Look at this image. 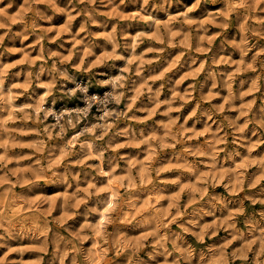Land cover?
Segmentation results:
<instances>
[{
	"label": "rangeland",
	"instance_id": "374dc122",
	"mask_svg": "<svg viewBox=\"0 0 264 264\" xmlns=\"http://www.w3.org/2000/svg\"><path fill=\"white\" fill-rule=\"evenodd\" d=\"M0 85V264H264V0H0Z\"/></svg>",
	"mask_w": 264,
	"mask_h": 264
},
{
	"label": "bare ground",
	"instance_id": "6f19581e",
	"mask_svg": "<svg viewBox=\"0 0 264 264\" xmlns=\"http://www.w3.org/2000/svg\"><path fill=\"white\" fill-rule=\"evenodd\" d=\"M153 14V13H152ZM169 15V14H168ZM159 16V15H158ZM166 16H167V14H166ZM148 17H149V15H148ZM169 18V17H168ZM153 20H155V18L153 19ZM157 21V20H156ZM158 21H159V18H158ZM150 24V23H149ZM154 24V23H153ZM156 24V23H155ZM118 76V75H117ZM110 77V76H109ZM102 79V78H101ZM117 80H118V78H117ZM121 81V80H120ZM76 82V81H75ZM112 82H113V80H112ZM2 83V82H1ZM110 84V83H109ZM77 85V84H76ZM88 85V84H87ZM114 85V84H113ZM0 86H2V85H0ZM86 86V85H85ZM117 86V85H116ZM72 87V86H71ZM78 87V86H77ZM110 87H111V85H110ZM2 88V87H1ZM0 88V89H1ZM80 88V87H79ZM7 89H8V87H7ZM72 89V88H71ZM82 89V88H81ZM109 89V88H108ZM115 89V88H114ZM11 90V89H10ZM44 90V89H43ZM12 91V90H11ZM42 91V90H41ZM83 91V90H82ZM106 91V90H105ZM113 91V90H112ZM43 92V91H42ZM45 92V91H44ZM44 93H42V95H43ZM9 95V94H8ZM117 95V94H116ZM12 97L10 96L9 98H8V102H7V106L10 108V112H12L13 110H12V108H13V106H14V102L12 103V99H11ZM14 98V97H13ZM36 98V97H35ZM42 98V97H41ZM42 100V99H41ZM52 104V103H51ZM41 105V104H40ZM6 106V107H7ZM20 107V106H19ZM72 108V107H71ZM105 109V108H104ZM107 109V108H106ZM7 110V109H6ZM51 110V109H50ZM55 110V109H54ZM54 110H52V111H54ZM66 110V109H65ZM65 110H63V111H65ZM70 110V109H69ZM77 110V109H76ZM126 110V109H125ZM15 111V110H14ZM36 111V110H35ZM6 112H8V111H6ZM50 112V111H49ZM9 113V112H8ZM10 114H12V113H10ZM9 115V114H8ZM10 116V115H9ZM69 116V115H68ZM100 117H101V115H100ZM103 118V117H102ZM72 119V118H71ZM107 119V118H106ZM70 120V119H69ZM74 121V120H73ZM105 122V121H104ZM107 122V121H106ZM61 123V122H60ZM108 123V122H107ZM74 124V123H73ZM127 126H129V125H127ZM131 126V125H130ZM129 128H131V127H129ZM115 129V128H114ZM129 130V129H128ZM133 130V129H132ZM132 132V131H131ZM130 132V133H131ZM71 133H73V132H71ZM75 135V134H74ZM73 135V136H74ZM154 191V190H153ZM146 192V191H145ZM155 192V191H154ZM153 192V193H154ZM146 194V193H145ZM155 194V193H154ZM133 195H135V194H133ZM149 195V194H148ZM149 197V196H148ZM152 197V196H151ZM154 197V196H153ZM129 198V197H128ZM133 198V197H132ZM148 199H150V198H148ZM147 199V200H148ZM152 199V198H151ZM130 200V199H129ZM133 200H135V197H134V199ZM149 201V200H148ZM129 202V201H128ZM131 202V201H130ZM133 202V201H132ZM134 203V202H133ZM17 204L18 203H13V205L11 206V208H12V210H11V214H15L18 210H17V208H15V206L17 207ZM19 205V204H18ZM21 208V207H20ZM20 210V209H19ZM18 213V212H17Z\"/></svg>",
	"mask_w": 264,
	"mask_h": 264
}]
</instances>
